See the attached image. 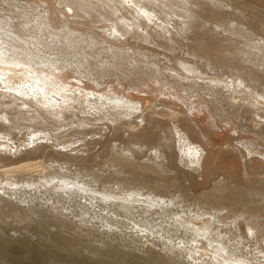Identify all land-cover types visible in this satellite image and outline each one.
<instances>
[{"label":"bare ground","instance_id":"bare-ground-1","mask_svg":"<svg viewBox=\"0 0 264 264\" xmlns=\"http://www.w3.org/2000/svg\"><path fill=\"white\" fill-rule=\"evenodd\" d=\"M53 4L0 0V160L35 159L47 146L66 156L38 174H27L29 161L0 174V239L10 244L0 251L22 247L30 261L63 251L70 261L85 250L93 264L98 247L113 243L111 252L129 248L141 260L158 253L159 264H264V186L247 180L250 168L264 172V6ZM120 124L131 142L113 146L116 162L82 166L85 143L72 144ZM220 139L211 154L207 145ZM197 171L205 186L224 174L199 198L190 195ZM125 172L149 181L130 185Z\"/></svg>","mask_w":264,"mask_h":264},{"label":"rangeland","instance_id":"rangeland-1","mask_svg":"<svg viewBox=\"0 0 264 264\" xmlns=\"http://www.w3.org/2000/svg\"><path fill=\"white\" fill-rule=\"evenodd\" d=\"M24 1H27V0H24ZM30 1H32V0H30ZM55 0H49V2L50 3H52V5H53V8H52V10L53 11H55V5L53 4V2H54ZM251 1H254V2H256V3H261L263 6H264V0H251ZM66 12H67V14L69 15V18H71L70 16H72V12L71 11H69L68 9H66ZM61 15V14H60ZM55 17H57V18H60V17H62V16H59V15H57V14H55L54 15ZM132 44H133V46L135 45V47H136V44L132 41L131 42ZM164 72H167L166 70L164 71ZM161 107V106H160ZM133 120H138V121H140V125L141 124H143L144 122H141V119L139 118H136V117H134L133 118ZM122 125L120 124V125H116V126H114V127H112V128H110V129H107V130H102L101 131V133H99V136L97 135V134H93V135H91V136H88L87 138L89 139L90 138V140L86 143V142H81V143H77V142H75V143H73L72 144V146H79L80 144H84L83 146H82V148H84L83 149V151L85 152V153H87V156H86V158L80 163V164H83L82 166H84V165H86L88 168H89V170L90 169H101V168H103V165L104 164H110V163H112V162H116L115 160H114V158H116V157H113V153H111L112 152V148H114L113 146L114 145H122V146H124V145H129V143L131 142V141H129V133L124 129V130H120L119 128L121 127ZM141 127V126H140ZM118 129V130H117ZM97 135V136H96ZM103 135H104V137H103ZM73 136V137H72ZM72 136H69L66 140H68L69 141V139H70V141L72 142V141H77L78 139L77 138H79V134H76V135H72ZM101 136L103 137V138H101ZM72 137V138H71ZM80 137H82V135L80 136ZM92 138H94V139H92ZM197 140V139H196ZM222 139H220V140H218L217 141V143H222V141H221ZM228 140V139H227ZM195 141V140H194ZM233 141V142H232ZM231 142L233 143V144H236L237 143V141L236 140H231ZM214 143V142H213ZM216 143V142H215ZM209 144V145H207V148L209 147L211 150V154L212 153H214V148H218V147H220V145H222L221 143L220 144ZM227 144V145H233V144ZM121 146V147H122ZM53 149H55L54 147H52V146H50V147H45V148H42V150L40 151L41 153L39 154V155H37V156H35V159L33 158V156H31V155H28L27 157H26V155H24L25 157L24 158H28V160L27 159H24L23 160V155H21L20 153L19 154H12L13 156H14V158L12 157V155L11 154H5V153H3L4 154V157H3V155H2V157H3V159H1L0 160V164L2 165V166H0V174L2 173V174H5V173H8V172H10V171H8V172H3V171H5V168H6V166H7V168L6 169H8V170H10V166H13L14 168L15 167H17V165L19 164L20 165V163L22 162V163H24V161L25 162H28L29 164V166L30 165H32V167L33 168H35V169H30L31 170V172H30V170L27 172V174L29 173V174H31V173H34V174H38V172L39 171H41L42 169V167L43 166H41V165H44L45 164V166H46V164L47 165H49V163L50 164H52L53 162H51V161H49L51 158L52 159H60V160H62L63 162L65 161L66 162V156H61V155H59V154H57V153H55V152H53ZM59 149V148H58ZM146 150H148L147 148H145L144 149V151H146ZM212 150H213V152H212ZM45 151V152H44ZM45 153V154H44ZM7 157H6V156ZM145 154H143L142 156H140L136 161H143V160H145V158H147V156H144ZM147 155H148V153H147ZM8 156H9V158H8ZM18 156L19 157H22V158H18ZM30 157H32V158H30ZM36 157H38V158H36ZM8 158V159H7ZM12 160V162L10 161V160ZM13 159H14V161H13ZM30 159H32V160H30ZM33 159H34V161H33ZM64 159V160H63ZM7 160V161H6ZM18 160V161H17ZM2 161V162H1ZM9 161H10V163H9ZM36 161V162H35ZM19 162V163H18ZM31 162H32V164H31ZM34 162V163H33ZM38 162V163H37ZM64 162V163H65ZM12 163V164H11ZM44 163V164H43ZM35 164V165H34ZM41 164V165H40ZM10 165V166H9ZM15 165V166H14ZM18 165V166H19ZM35 167H34V166ZM37 165V166H36ZM41 166V168H38V167H40ZM138 166H141V165H138ZM4 169H3V168ZM31 167V166H30ZM31 167V168H32ZM12 168V167H11ZM39 170H38V169ZM249 170H251L250 172H249ZM150 171V170H149ZM247 172H248V175H250V176H248V181L249 182H251V186H260L261 187V185H263L264 186V182H263V180H260L261 178L260 177H262L263 175H264V172H263V175L261 174V176L259 175H257L256 174V176H255V172L253 173V171H252V169L250 168V169H248L247 170ZM12 172H10V174H11ZM40 173V172H39ZM126 173V175H125V178L123 179L124 181H127V183H131L132 182V184H130V185H141V184H143L142 183V180L143 179H145V178H143L142 176H134L133 174H130L129 172H125ZM253 173V174H252ZM100 174H104L103 176L104 177H106V179H108V180H115V178L116 177H119L120 175H118V174H116V173H110L109 171H107L106 173H102V172H100ZM177 174H178V176L180 177V178H184V177H187L188 175H186L185 176V172L184 171H182V170H179V171H177ZM224 173L221 171V172H218V173H216V174H213L212 176L213 177H211V179H210V181H211V183L209 184L210 186L213 184L212 183V181H214V180H216L219 176V178L221 179L222 177V175H223ZM201 175V173L199 174V172L197 171V172H195V174H194V176H192L191 177V175H190V179H191V184L193 185L191 188H192V193L190 194V195H192V196H194V197H199V195L202 193V191L201 190H203V187H205V188H207L209 185L207 184V186H205V185H199L197 182H201L202 181V176H200ZM215 175V176H214ZM256 177H258V178H256ZM264 177V176H263ZM121 178V177H120ZM219 178L217 179V180H219ZM246 178V177H245ZM256 178V179H255ZM145 180H147V179H145ZM216 180V181H217ZM147 181H149V180H147ZM153 181V180H152ZM263 183V184H262ZM194 184H198L199 186H197L196 187V185H194ZM248 185H250V183H248L246 186H248ZM209 186V187H210ZM196 187V188H195ZM208 187V188H209ZM184 190V189H183ZM173 191V190H172ZM172 191H168V192H172ZM179 192H182V188L181 189H179L178 190ZM185 191V190H184ZM186 191H189V190H186ZM164 193H167V192H164ZM168 194H170V193H168ZM200 198V197H199ZM85 234H89V233H85ZM59 245H58V247L59 246H61V245H68L69 243H66L65 241H62V240H59ZM62 242V243H61ZM110 242V241H109ZM99 243V242H98ZM35 244V243H34ZM72 244L74 245V246H78L80 243L78 242H72ZM111 244H113V243H109L107 246H103V247H98V249H100L99 250V253H97L98 254V256L96 257V258H91V259H93V260H95V259H97V260H95V262H96V264H147V263H153V264H159L160 263V259H155V258H157V257H159L158 256V253H153V257L152 258H149V259H147V258H145V257H142V260H141V256H140V254L138 253V254H135V253H137L136 252V250H132V251H134V252H131V251H128V250H131V249H129V248H127V249H125V248H118L120 251H110V246H111ZM114 244H116L117 245V243H114ZM0 245L1 246H3V247H6V248H9V246H10V244H9V242H7V241H4V240H2V239H0ZM69 246H71L70 244H69ZM18 247H20V246H18ZM30 247V246H29ZM94 247H96V246H94ZM93 247V248H94ZM134 247H136V245L134 246ZM16 248V249H15ZM21 249H18L17 248V246L15 247L14 246V248L12 247V249H11V251L12 252H14V250H15V252L14 253H12V252H9L8 250L7 251H0V254H1V256H0V260L1 261H4L3 263H5V264H19V261L21 260V258H24L27 262H25V263H27V264H51V262H52V264H54L53 262H55V264H75V262H77L78 260V262H77V264L79 263H83V264H85L84 262H86V264H89L90 263V261L89 260H87V261H84V257H83V255H85V257L86 256H88L89 257V255H90V253H91V251L89 252V251H85L84 250V252L85 253H83V255L81 256V255H79V254H75L74 256L75 257H73V256H70V258H69V260L70 261H68V258H66L65 256H63L62 257V255H64V253H63V251H61V252H59V250L57 251V252H59V254L58 255H55L54 257H52L51 258V260H49L50 258H45V259H31V261H30V259H27L26 257H23L24 255H25V253H26V251L25 250H23L24 248H22V247H20ZM137 248V247H136ZM14 249V250H13ZM23 250V251H22ZM19 251V252H18ZM8 252V253H7ZM18 252V253H17ZM10 253V254H9ZM16 253V254H15ZM6 254V255H5ZM21 254V255H20ZM60 254H62V255H60ZM133 254V255H132ZM4 255V256H3ZM18 255V256H17ZM8 256V257H7ZM60 256V258H58ZM91 256V255H90ZM126 256V257H125ZM136 256H138V257H136ZM15 257V258H14ZM80 257V259H77V258H79ZM88 257H86V258H88ZM136 257V258H135ZM5 258V259H4ZM55 258V259H54ZM56 258H58L59 260H56ZM63 260H62V259ZM66 258V259H65ZM72 258H74V260L72 259ZM134 258V259H133ZM4 259V260H3ZM10 259V260H9ZM8 260V261H7ZM16 260H17V262H16ZM35 260V261H34ZM37 260V261H36ZM44 262V263H42V261ZM44 260H48V261H44ZM61 260V261H60ZM65 260V261H64ZM68 262H67V261ZM83 260V261H82ZM14 261V262H13ZM29 261H30V263H29ZM34 261V262H33ZM39 261V262H38ZM58 261V262H57ZM60 261V262H59ZM81 261V262H80ZM159 261V262H158ZM33 262V263H32ZM50 262V263H49ZM64 262V263H63ZM89 262V263H88ZM95 262H93V264L95 263Z\"/></svg>","mask_w":264,"mask_h":264}]
</instances>
